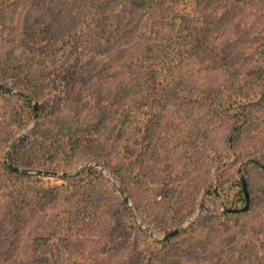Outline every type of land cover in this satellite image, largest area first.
I'll return each instance as SVG.
<instances>
[{
	"label": "trees",
	"instance_id": "obj_1",
	"mask_svg": "<svg viewBox=\"0 0 264 264\" xmlns=\"http://www.w3.org/2000/svg\"><path fill=\"white\" fill-rule=\"evenodd\" d=\"M254 17L261 22L264 20V4L260 0H0V36L3 37L0 41V83L32 92L37 82L50 79L48 87L53 94L49 101L36 97V124L28 134L10 146L7 153L9 162L14 166L21 165L24 154L32 150L47 155V158H43L46 163L61 158L57 166L66 167L73 157L71 151L84 144L87 138L96 140L97 134L93 130L101 125L111 126V122H115L116 127H111L105 139L96 141L97 145H101V154L111 153L115 145L113 141L119 138L124 141L120 147L122 150L128 146L120 134V128L128 123L132 128L131 135L126 139L138 142L137 155L141 158L144 146L136 140L144 139V101L148 107L154 108L157 99L184 93L177 79L183 78L181 72L187 66L198 71L203 69L206 73L214 72L228 82L222 88L225 97L221 92L211 93L212 97L201 99L203 102L197 108L206 109L214 123L216 120L220 122L219 118L226 115L225 109L235 112L240 120L253 110L256 102L248 107L243 104L242 107L238 104L234 106V103L243 97L264 98V26L251 40L250 27H240L244 24L243 18ZM129 24L130 31H135L133 34L138 35L140 40L133 42L113 62L110 59V65L97 73L105 79V83L108 82V86L103 89L102 84L98 83L94 91L78 95L75 80L83 71L86 61H91L90 55L98 53L110 35L126 33L125 27ZM232 26L239 30L245 28L237 38L242 39L244 32L252 44L262 42L253 56L252 53L246 58L242 57L247 60L242 70L238 72L232 68V71L224 74V66L233 65L225 62V55L233 47L244 46L239 41L227 45V42L219 40L230 32ZM16 52L21 54L17 55ZM2 94L10 98L13 96L0 89V96ZM232 98H236L234 103L230 101ZM214 100L218 105L226 104L224 107H227L212 109ZM181 104L188 109V104L192 103ZM10 110L8 105L4 109L0 104V120L3 111H7L10 117ZM30 114L31 102L23 99L19 115L24 124L29 121ZM48 123L58 125V128H52V125L49 128ZM152 125H155L153 121L148 125V130H152L150 139L157 140L159 136L153 133ZM205 129L209 132L208 126ZM8 134H0V264L95 262V255L90 251L87 256L84 253V239L99 234L93 247L104 252L108 245L113 247L109 233L117 228V224L105 220L108 212L102 207L101 197L88 195L90 193L86 188L94 189L97 182H107L117 196L118 205H124L119 190L93 168H84L75 176L63 177L60 185H39L27 178L29 176L26 174L13 171L4 164L2 152L11 135ZM154 146L157 147V144ZM122 154L125 160L128 154L125 151ZM48 156L54 160L48 159ZM122 164L120 167L110 164L114 174H120ZM133 166L127 175H118L123 189L152 228L160 233L170 231L185 215L176 216L177 208L171 207L167 219L148 218L147 204L151 202L148 198L149 188L144 182V163L140 160ZM29 167H45V163ZM48 169L54 170L50 166ZM249 169L263 170L255 163H247L242 171L246 173ZM161 172L159 168L158 173ZM245 180L249 186V177L245 176ZM79 184L84 187L83 192L76 189ZM222 190L225 195H231L224 201L227 209L239 208L244 204V188L238 175ZM248 192L251 203L245 211L255 206L254 195L251 190ZM126 210L125 224L137 231L134 246L146 244V252L150 255L146 261L145 256L137 253L133 264H137L138 257L139 264H181L170 257L175 255L173 242L183 241H179L182 232L157 242L133 221ZM236 214L239 212L224 210L217 217L230 221V217ZM36 216H46L50 223L37 219L38 223ZM229 227L225 228L224 233L229 231ZM25 229L27 234H24ZM23 234L32 248L26 254H22L19 248ZM249 238L252 239V236ZM216 247L220 248L211 258L216 256V259L222 258L227 263L239 262L242 256L248 257L254 249L252 244L246 243V249L242 251L237 246V240L232 246L218 243Z\"/></svg>",
	"mask_w": 264,
	"mask_h": 264
},
{
	"label": "rangeland",
	"instance_id": "obj_2",
	"mask_svg": "<svg viewBox=\"0 0 264 264\" xmlns=\"http://www.w3.org/2000/svg\"><path fill=\"white\" fill-rule=\"evenodd\" d=\"M260 1L264 4V0ZM242 20L244 24L240 25V27H250L248 28L251 31L249 40L253 39L255 34H259L262 26H264V20L261 22L256 17L243 18ZM130 26L131 24L125 27L126 33L124 34L115 33L110 35L104 47L98 53L94 52L95 54L90 55L91 61H86L85 67L82 68L83 71L79 73L77 80H75V92L78 95L82 92L90 93L94 91L98 83L102 84L103 89L108 86V82L105 83V79L100 78L97 73L110 65V59L113 62L114 58L127 51L133 42L140 40L138 35L135 36L133 34L135 31H130ZM242 30H245V28L239 30L236 29V26L234 28L232 26V29L229 30L230 32L219 39L227 42V45L235 41H239L240 45H244L240 48L233 47L225 55V62L229 61L233 65L224 66V74L232 71V68H235L238 72L242 70L247 62L242 57L246 58L252 53L253 56L262 42L260 40V43L252 44L248 41L244 32L242 39L237 38V35ZM1 37L0 41L2 42L3 37ZM19 53L16 52L17 55ZM181 73L183 78L180 77L177 81L180 84V88H183L184 93L182 92L181 95L170 94L166 98L157 99L154 108L148 107V104L144 101V118L146 119L144 139L136 140L140 141L141 146H144L141 158L137 155L139 148L136 143L138 142H131L130 139H126L131 135L130 129L132 128L128 123L120 128V134L128 143V146L123 148L128 154L126 155L127 158L125 160L122 158V153H124L122 148H120L122 142H124L122 138L113 141L115 145L112 147L111 153L101 154V145H97L96 141L105 139L111 127H116V123L111 122V126L107 124L101 125L93 130V133L97 134L96 140L87 138L84 140V144L77 146L73 152L71 151L70 154L73 157L68 161L69 163H67L66 167L57 166L62 161L61 158L54 160L48 156V159H53L54 161L46 163L43 158H47V155H43L40 152L36 153L32 150L24 154L22 164L17 166L25 169L47 170L58 173L57 175H43L19 171L29 176L27 178L37 182L39 185L46 186L60 185L63 182V177H72L84 168H93L98 170L106 181L112 183L119 190V188L123 189V187L118 175H127L134 168L133 165L138 164L142 160L144 163V182L149 188L150 196L148 195V198L151 202L150 204H153H147V208L149 207L146 212V214H149L147 217L167 219L170 216L169 209L171 207L177 208L176 216L185 215L180 223L170 231L160 233L141 217L135 208L134 201L124 189L123 194L120 190L119 192L125 204L118 205L117 196L108 187L107 182H97L94 189L86 188L87 192L90 193L88 195H92L94 198L101 197L102 207L104 206L108 212L105 220L113 221L114 224H117V228H113L112 232L109 233V241L113 243V247L110 248L108 245L104 252L98 250L96 246L95 248L93 247L99 234H93L84 239L85 255L87 256L89 251L95 255V262L91 264H133L137 253H139V256H145L146 261L149 259L150 255L146 252V244L142 247L140 245L134 246L137 231H135L136 229L133 230V226L131 230L128 224H125L127 219L125 218L124 210L126 209L131 214L133 221L157 242L164 240L162 238L163 235L181 227L178 233L182 232L183 235L179 241L182 239L183 241L173 242L175 255L170 257L175 258L181 264H264V168L261 167L263 170L249 169V171L244 173L242 169L247 163L241 167V174L244 179L245 176L250 179L249 186L246 183L249 197L247 209L251 203L248 192L250 190L251 194L254 195L253 203L255 206L249 211H240L239 214L231 216L230 221H227L228 219L223 221L224 219L217 217L222 211L227 210V205L224 204V201L231 195H228V193L225 195L222 189L235 176L238 175L240 178V174L237 172L239 165L247 159H254L263 163L264 98L263 100H258L255 96L250 99L243 97L237 103L233 101L236 98H232L230 101L234 103V106L238 104L242 107L241 104H243L248 107L256 102V105L252 106L254 111L251 110L239 120L235 112L225 109L224 113L226 115L219 118L220 122L216 120V123H214L206 109L204 110L202 107L198 109L197 107H200V103L203 102L201 99L212 97L211 93L218 94L221 92L222 97H225V93H223L225 90L222 88L228 82L223 79V76H217L214 72L210 73V71L207 73L203 72V69L198 71L192 66H187ZM50 82V79H42V81L37 82V87L36 89L33 88L32 92L11 87L21 92L22 95L16 92H7L13 96L11 98L3 94L0 96V104L3 105L4 109L7 105L11 108V116L9 117V114H6L8 113L7 111H3L0 120V134L1 132H4L5 136L9 135L8 133L11 134L2 152L3 162L5 155L9 162L7 153L14 141L28 134L35 126L38 114L36 97L43 100L47 98L46 101L51 99L50 96L53 94L48 87ZM104 83L105 85H103ZM23 99H28L31 102L30 119L26 124H24L19 115V108ZM33 100L36 102L35 119L32 118ZM188 101L192 103L188 104L190 107L188 109L183 108L181 103ZM225 105H218L217 101L214 100L211 108L222 110L227 107H224ZM152 121L155 123V125H152L153 133L157 137L159 136L157 140H154L155 138L150 139L152 130H148V125ZM50 125H52V128H58V125L47 124L49 128H51ZM206 126H208L209 132L205 129ZM155 143L157 147L154 146ZM42 162L45 163V167H29L39 165ZM110 164L115 167H120L122 164L120 174H114ZM49 166L54 168V170L48 169ZM159 168L162 170L161 173H158ZM76 189L83 192L84 187L79 184ZM124 196L128 200H125ZM243 206L244 204L239 208ZM37 219L44 223H50V219H46V216H36L35 220L37 221ZM212 221L217 222L211 226ZM190 226L191 229H189ZM208 226L210 227L208 228ZM226 227H229V231L224 233ZM49 230L51 231V229ZM24 234H27V229L24 230ZM24 234L19 241V248L22 254H26L25 252H30L32 249L29 247V242H27ZM250 236H252V239L249 238ZM235 240H237L238 248H242V251L246 249L244 248L246 243L254 246L248 257L242 256L239 262L232 261L229 263L223 261L222 258L216 259V256L211 258L220 248L216 247L218 243L232 246ZM210 242L213 243L211 244ZM31 243L34 245L33 240ZM209 259L212 261L209 262ZM139 261L140 257L137 258V264H139Z\"/></svg>",
	"mask_w": 264,
	"mask_h": 264
},
{
	"label": "water",
	"instance_id": "obj_3",
	"mask_svg": "<svg viewBox=\"0 0 264 264\" xmlns=\"http://www.w3.org/2000/svg\"><path fill=\"white\" fill-rule=\"evenodd\" d=\"M0 89H1V90H4V91H6V92H11V93L16 92V93L22 95L21 92L16 91L15 89H13V88H11V87H9V86H6V85H4V84H1V83H0ZM32 108H33V116H32V118L35 119V116H36V102H35L34 100L32 101ZM248 162L255 163V164L259 165L260 167L264 168V164H263V163H261V162H259V161H257V160H254V159H247V160H245L244 162H242V163L239 165V167H238V169H237V172L240 174V180H241V182H242V186H243V188H244V198H245V203H244V206L241 207V208L227 209V210H229V211H231V212L245 211V210L247 209V207H248V204H249V197H248V193H247V190H246V182H245L244 176L241 174V167H242L244 164L248 163ZM4 163H5V165H6L8 168H10L11 170L18 171V172L20 171V172H28V173H35V174H43V175H57V174H58V173H56V172L47 171V170H32V169H25V168H20V167L14 166V165H12L10 162H8L6 155L4 156ZM119 190H120V192H121L122 194L124 193V191H123L122 188H119ZM124 199H125V200H128V198H127L126 196H124ZM180 229H181V227H178V228H176L175 230H173L172 232H169L168 234L163 235L162 238H163L164 240H166V239H168V238H170V237L176 235V234L179 232Z\"/></svg>",
	"mask_w": 264,
	"mask_h": 264
}]
</instances>
